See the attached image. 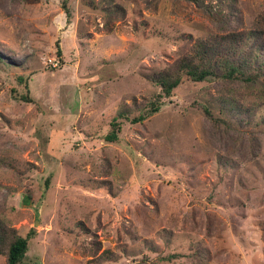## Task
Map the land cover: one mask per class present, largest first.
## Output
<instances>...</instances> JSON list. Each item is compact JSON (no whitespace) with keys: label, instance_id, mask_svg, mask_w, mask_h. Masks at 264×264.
I'll list each match as a JSON object with an SVG mask.
<instances>
[{"label":"rangeland","instance_id":"obj_1","mask_svg":"<svg viewBox=\"0 0 264 264\" xmlns=\"http://www.w3.org/2000/svg\"><path fill=\"white\" fill-rule=\"evenodd\" d=\"M69 7L0 0V220L36 231L23 264H264V0ZM234 34L260 78L186 79L104 140L150 108L156 74Z\"/></svg>","mask_w":264,"mask_h":264},{"label":"trees","instance_id":"obj_2","mask_svg":"<svg viewBox=\"0 0 264 264\" xmlns=\"http://www.w3.org/2000/svg\"><path fill=\"white\" fill-rule=\"evenodd\" d=\"M30 2H38L40 0H26ZM63 10L66 15L71 18L72 12L69 7L70 0H60ZM234 34L230 45V40L220 41L218 39L209 41H199L197 47L191 55L185 56L180 59L175 65L165 69L154 76V82L161 88V93L158 97L150 103V108L143 114L130 118L128 114L121 113L115 117L110 125V131L105 136L104 140L108 143L115 144L120 140L122 132V121L125 119L132 124L143 123L154 114L161 110L163 100L170 99L174 96L175 90L186 80L193 82H206L210 78H217L220 72L222 76L230 80L237 78H245L246 82H254L257 78L261 77L260 71L264 70V61L259 62L257 65V59H254V63L257 65L255 69L259 72H254L248 75L250 69H252L245 60L244 64L238 63L234 57L239 54L240 48L234 44V39L239 40L240 43H244L247 38L253 39V34L247 33L246 40L244 35ZM227 41L229 47L226 51L223 48V44ZM234 45V47H233ZM227 46V45H226ZM225 46V47H226ZM226 52H228L226 54ZM61 54V53H60ZM246 62V63H245ZM18 84L25 86V92L19 95L20 100L33 103V98L30 93L29 81L24 76L17 78ZM16 92V91H15ZM204 111L208 116H211V112L207 107H204ZM50 179L47 181L49 185ZM31 197H26V202H29ZM36 235V231L32 230L27 237L19 235V233L7 226V224L0 220V254L6 257V264H23L27 253L30 248V241Z\"/></svg>","mask_w":264,"mask_h":264}]
</instances>
